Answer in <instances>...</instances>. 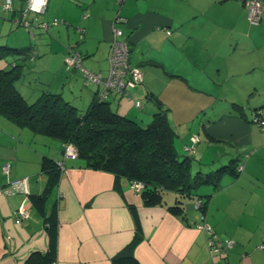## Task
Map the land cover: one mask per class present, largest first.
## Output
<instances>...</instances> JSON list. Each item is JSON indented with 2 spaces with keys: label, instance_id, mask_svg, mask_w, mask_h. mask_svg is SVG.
<instances>
[{
  "label": "crops",
  "instance_id": "crops-1",
  "mask_svg": "<svg viewBox=\"0 0 264 264\" xmlns=\"http://www.w3.org/2000/svg\"><path fill=\"white\" fill-rule=\"evenodd\" d=\"M12 1L6 10L0 0V45L32 46L36 55L29 66L35 77L46 79L36 93L26 91L25 80L17 81L27 101L46 90L79 110L88 108L102 85L82 69L67 67L65 57L74 48L83 67L108 76L114 20L123 17L118 25L129 42L130 61L145 79L132 98L111 93L113 110L145 125L157 110V98L168 116L170 110L181 115L180 130L170 121L179 154L188 155L185 144L199 134L194 171L208 172L232 160L242 168L222 173L217 188L201 186L184 199L185 213L178 216L168 209L174 192L165 195L163 205L145 206L129 180L86 168L64 155L62 142L0 116V264H21L33 250L48 251L51 223L52 264H113L137 232L135 255L141 264H264V131L251 120L255 112L264 115V8L259 23L252 24L242 0H48L43 13L28 14L27 28L20 22L25 0ZM55 19L59 23L53 24ZM186 89L203 93L190 114L183 100L196 97ZM44 156L63 161V167L58 185L42 199L48 182L41 171ZM198 198L206 201L204 209V204L196 207ZM25 200L31 202V216L22 219L16 211ZM202 221L219 240L233 239L235 245L226 254H212L209 236L197 225Z\"/></svg>",
  "mask_w": 264,
  "mask_h": 264
},
{
  "label": "trees",
  "instance_id": "trees-1",
  "mask_svg": "<svg viewBox=\"0 0 264 264\" xmlns=\"http://www.w3.org/2000/svg\"><path fill=\"white\" fill-rule=\"evenodd\" d=\"M123 37L129 45L125 34ZM130 49L129 45V54ZM33 50L32 46L17 48L0 45V60L13 57L11 61L6 60L7 65L0 67V116L35 135L62 142L64 155L67 146L73 145L76 155L72 158L80 160L86 168L110 172L117 179L129 180L131 186L133 182L142 183V188L136 191L141 194L145 206L163 205L165 195L174 192L176 200L168 209L175 215L183 216L185 198L194 196L203 185L212 184L217 188L222 173L236 172L238 164L233 160L208 172L194 171L196 150L189 148L191 140L190 145L185 144L188 155L179 154L175 145L176 131L168 116L169 109L157 98H154L157 110L145 126L136 118L113 110L108 97L103 99L98 94L84 111L65 100L60 93L46 90L30 103L19 92L16 83L23 77L28 61L36 55ZM67 67L80 69L75 65ZM111 93L127 97L112 91L109 95ZM132 94L133 91L131 98ZM41 171L48 177L47 186L40 195L45 199L58 185L62 168L52 157L44 156ZM202 203L204 209L206 201L202 200ZM16 213L19 216L18 209ZM53 215L54 212L48 219ZM50 234L49 250H33L21 264H52L56 260L55 223H51ZM140 241L141 234L137 232L132 241L114 255L113 264H141L135 255V247Z\"/></svg>",
  "mask_w": 264,
  "mask_h": 264
},
{
  "label": "built area",
  "instance_id": "built-area-1",
  "mask_svg": "<svg viewBox=\"0 0 264 264\" xmlns=\"http://www.w3.org/2000/svg\"><path fill=\"white\" fill-rule=\"evenodd\" d=\"M123 1V0H118ZM246 6L247 17L253 23H259L261 19V13L264 8L263 0H242ZM12 0H5L4 9L10 10L12 9ZM48 0H25V5L23 7L22 16L20 22L29 28L30 21L28 20L29 13L41 14L45 11L47 7ZM126 21V18L117 17L114 20L113 26V39L109 52V74L105 78L102 73L92 72L83 67L82 64V54L75 50L74 48L69 49V54L65 58V62L67 65H75L83 70L85 76L91 79L94 82H97L102 85L101 90L98 92V96L107 99L109 96V92H117L121 95L127 96L131 98V92L137 88L144 80V72L132 65L130 61L129 54V45L126 39L123 37V30L118 25L122 22ZM53 24L59 23V20L55 19ZM42 27L47 29L49 27L48 22H42ZM84 31V29H81ZM167 33L170 34V30H167ZM82 34L81 36H83ZM136 105L138 107L141 106V102L136 101ZM251 120L256 123L262 131H264V115L255 112L251 118ZM192 145L189 146L190 149L194 151L193 146L195 143L199 141L198 135H192L190 137ZM75 148L73 145H68L65 151V156L75 157ZM60 167H63V163L61 161L58 162ZM10 164L7 163L3 166L4 172H9ZM242 168L241 165L238 166L240 170ZM135 190H139L142 188L143 184L139 182H133L132 184ZM202 201L198 200L196 203V207L200 208L202 206ZM18 214L20 218L27 219L31 216V202L29 200H25L18 208ZM200 229H203L207 235L209 236V248L212 254H226L234 245L235 241L233 239L227 240H219L216 233H214L211 225L206 221H202L197 224ZM261 249H264V243L260 245Z\"/></svg>",
  "mask_w": 264,
  "mask_h": 264
},
{
  "label": "rangeland",
  "instance_id": "rangeland-1",
  "mask_svg": "<svg viewBox=\"0 0 264 264\" xmlns=\"http://www.w3.org/2000/svg\"><path fill=\"white\" fill-rule=\"evenodd\" d=\"M38 57H40V56H38ZM13 57H9V58H6V59H4V60H0V67H3V66H5V65H7V61L6 60H11ZM46 60H50V61H53L54 60V58H46ZM30 62H31V60H29L28 61V65L30 64ZM39 70V69H38ZM38 74H40V75H42V76H44V77H46L47 78V75L49 76V77H51L52 78V73H50V72H46V73H44L42 70H39L38 71ZM26 81V83H27V85L28 86H26L25 88H26V91L27 92H31V93H36V89L35 88H38V89H42L44 86H43V84H45V83H43V81L44 80H46L45 78H43V77H35L34 76V73H33V68H32V66H27L26 68H25V70H24V75H23V77L21 78V80L20 81ZM182 86H186V87H188L189 86V83H186V82H179ZM18 84V86H20V82H18L17 83ZM17 84H16V86H17ZM29 85H31V86H29ZM17 86V88H19ZM21 87H22V85H21ZM186 92L188 93V94H191L192 96H195L196 98L194 99V101L192 100V99H187V100H183L184 101V104H187L186 105V107H187V112L190 114L191 112H193L196 108H197V104H199V102H200V97H201V95H203V93L202 92H200V91H198V90H194V93H196V95L194 94V93H192L190 90H188V89H186ZM40 93V92H39ZM40 95V94H39ZM38 95V96H39ZM206 95V94H205ZM35 100V99H34ZM33 100V101H34ZM79 103H81V104H83L82 102H83V100L81 99H78L77 100ZM179 102L181 101V99L180 100H178ZM30 102V101H29ZM31 103V102H30ZM181 103V102H180ZM167 107V106H166ZM81 109H83V111L85 110V109H87V107L85 108V107H80ZM175 109H177V113H178V109H179V106H178V104L177 103H175ZM179 116H181V115H179V114H174L171 110L169 111V119H170V121H175V122H177V124L178 125H176V123H174V126H177L178 127V129L180 130V128H183V124L182 125H180L178 122H179ZM189 116V115H188ZM183 117H187L186 115H184ZM186 124H188V125H190L191 123H186ZM143 126H145V125H143ZM199 135V134H198ZM177 137V136H176Z\"/></svg>",
  "mask_w": 264,
  "mask_h": 264
}]
</instances>
